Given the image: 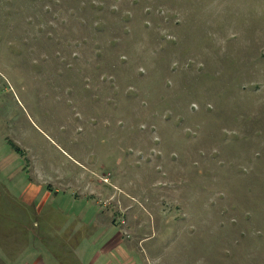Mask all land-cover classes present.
<instances>
[{"label":"rangeland","instance_id":"374dc122","mask_svg":"<svg viewBox=\"0 0 264 264\" xmlns=\"http://www.w3.org/2000/svg\"><path fill=\"white\" fill-rule=\"evenodd\" d=\"M0 244L264 264V0H0Z\"/></svg>","mask_w":264,"mask_h":264},{"label":"crops","instance_id":"0c3cea01","mask_svg":"<svg viewBox=\"0 0 264 264\" xmlns=\"http://www.w3.org/2000/svg\"><path fill=\"white\" fill-rule=\"evenodd\" d=\"M9 258V253H6L4 245L0 244V264H11V262H14V258L13 260ZM5 259H7V261Z\"/></svg>","mask_w":264,"mask_h":264}]
</instances>
